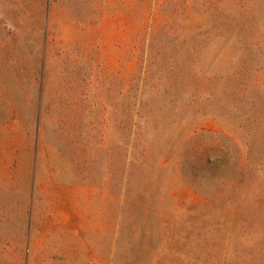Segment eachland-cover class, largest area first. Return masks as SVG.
Here are the masks:
<instances>
[{
    "label": "rangeland",
    "instance_id": "obj_1",
    "mask_svg": "<svg viewBox=\"0 0 264 264\" xmlns=\"http://www.w3.org/2000/svg\"><path fill=\"white\" fill-rule=\"evenodd\" d=\"M79 187L111 264H264V0H0V264Z\"/></svg>",
    "mask_w": 264,
    "mask_h": 264
},
{
    "label": "crops",
    "instance_id": "obj_2",
    "mask_svg": "<svg viewBox=\"0 0 264 264\" xmlns=\"http://www.w3.org/2000/svg\"><path fill=\"white\" fill-rule=\"evenodd\" d=\"M75 196L67 192H56V201L34 204L30 212V227L44 236L30 238L29 264H111V247L108 214L105 215L100 203L104 194L98 197V214L94 211L93 195L84 187L75 191ZM75 198L76 202L72 203ZM44 208V209H43ZM43 226V227H42ZM44 251L38 256L35 251Z\"/></svg>",
    "mask_w": 264,
    "mask_h": 264
}]
</instances>
